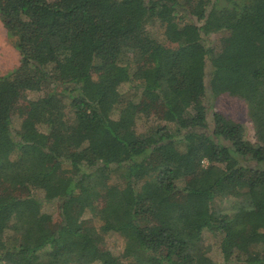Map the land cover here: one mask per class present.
<instances>
[{
	"label": "trees",
	"instance_id": "1",
	"mask_svg": "<svg viewBox=\"0 0 264 264\" xmlns=\"http://www.w3.org/2000/svg\"><path fill=\"white\" fill-rule=\"evenodd\" d=\"M0 21L19 53L0 75V186L29 190L0 196V264H264V0H0ZM123 84L162 121L138 130ZM224 94L246 102L254 142L212 110ZM57 165L75 170L67 184ZM35 190H56L54 232ZM178 190L201 200L187 209Z\"/></svg>",
	"mask_w": 264,
	"mask_h": 264
},
{
	"label": "rangeland",
	"instance_id": "2",
	"mask_svg": "<svg viewBox=\"0 0 264 264\" xmlns=\"http://www.w3.org/2000/svg\"><path fill=\"white\" fill-rule=\"evenodd\" d=\"M220 34H213L210 36V40L212 43L218 42L220 43L221 39ZM19 64V53L17 49L13 46L11 40L7 37L6 30L4 26L2 25L0 21V75H4L11 71L13 68H15ZM99 73V70L94 69L90 76L86 79L85 84H90L92 81H94ZM117 93L121 94V96L125 97H131L134 98L135 101L138 100L139 102V114L137 116V120L135 123V127L138 128V130H142L144 128V125H150L153 122L162 121V114H163V105L160 101H150L144 98L139 94V92L134 93L131 91L128 87V84L121 85ZM36 97V93L25 91L24 93L18 95L13 103L12 106V123L15 127H18L22 120L26 116V110H27V100L29 98ZM209 102L211 104H214V107L212 110L220 111L227 117H230L238 122H241L246 129V137L254 142V131H253V125L250 119L246 116V102L242 101L239 98H235L232 96H229L227 94L219 96L217 99L212 100L209 98ZM84 137L82 136L76 143H73L71 145L72 153L77 152L84 143ZM152 159V158H151ZM57 173L59 174V177L63 184H67L69 181H71L73 174L75 170L71 166H65V165H57L55 167ZM186 180H182L178 182V186L182 188V186L185 184ZM56 190H49V191H40L35 190L33 193L41 198H43V204L41 205V210L44 212L49 213L50 218L46 222H44V226L49 229L51 232H54L61 221L60 215H59V208L57 204V200H51V197L55 194ZM29 194V190L23 187H10L7 185H1L0 186V196L3 197H13V196H19L24 197ZM50 198V199H49ZM174 200L181 206L190 209L192 208L196 202L200 201L201 198L190 196L185 193H183L181 190H178L173 195ZM103 200L100 201V204H102ZM99 204V205H100ZM224 208L226 210L233 209L234 203L231 201H225ZM85 218L83 221V225L85 228L93 229L98 227L97 220H92L89 217V214H85ZM252 217L253 222H255L256 219V213L255 210L252 209ZM206 241L209 243H212V240L210 237L206 238ZM105 250H111L112 252H120L123 248V240L119 238L116 235H110L106 239L105 244L102 246ZM210 257L216 261L223 263L224 259L223 256L218 248L217 245L211 244V248L209 251Z\"/></svg>",
	"mask_w": 264,
	"mask_h": 264
}]
</instances>
